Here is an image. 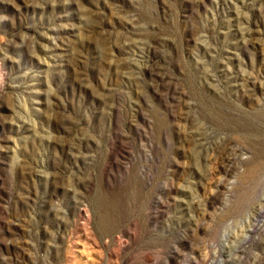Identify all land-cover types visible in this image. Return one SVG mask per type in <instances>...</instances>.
<instances>
[{
	"label": "rangeland",
	"instance_id": "1",
	"mask_svg": "<svg viewBox=\"0 0 264 264\" xmlns=\"http://www.w3.org/2000/svg\"><path fill=\"white\" fill-rule=\"evenodd\" d=\"M0 264H264V0H0Z\"/></svg>",
	"mask_w": 264,
	"mask_h": 264
}]
</instances>
